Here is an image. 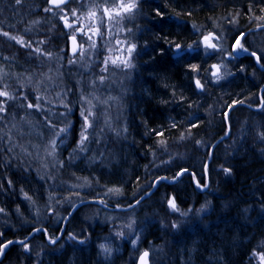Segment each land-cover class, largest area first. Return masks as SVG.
<instances>
[{"label":"snow or ice","instance_id":"6c2138e0","mask_svg":"<svg viewBox=\"0 0 264 264\" xmlns=\"http://www.w3.org/2000/svg\"><path fill=\"white\" fill-rule=\"evenodd\" d=\"M175 7H180V0H174ZM196 2V0H193ZM22 0H15L11 6L13 12L21 6ZM145 6L154 10V15L149 16L144 12ZM167 4H155L153 0H44L43 12L51 13L53 18L59 23L56 41H62L63 46L58 51L52 48L34 46L33 40L28 37L31 29L28 27L21 29L8 25V30L0 25V36L6 38L4 43L15 42L22 49H26V55L34 58L37 62L35 78L28 75L25 79L16 76V84L4 82L11 77V73H6L0 68V264L8 261V254L16 245L21 246L25 251L23 255L28 260H32L33 244L25 242V239L9 238L7 233H17L13 229L19 228L29 233L26 239L32 241L38 237H45L50 251L44 252L38 246L35 252V264H42L43 256H53L57 253V245L63 248L64 244L71 242L73 247L80 251L88 248H98V255L103 257L98 264H116L120 258L122 244H114L113 241L119 239L121 242L128 241L132 247L133 254L129 256L127 264H153L149 259L148 248H141V237L145 230L155 221L145 217L144 221L137 224L135 212L137 206L143 208L149 200L156 194L151 189H157L163 181H168L169 186H173L180 177L188 173L194 180L195 188L200 192L209 189L207 175L209 163L214 161L213 152L218 150L217 145L222 144L227 139H232V122L229 113L233 106L240 104L248 109H255L254 115L264 118V87L259 88V93L255 100L245 101L233 100L223 111V119L220 121L224 125L225 135L221 136L215 144L204 143L195 140L196 145L206 150L205 160L201 161V176L196 178V173L189 167H184L176 162L179 171L171 180L168 176L161 175L153 181L147 182L139 192L133 194L131 200L125 202L123 199L122 186L113 185L107 187L104 197L98 198L99 193H95L92 188L90 193L81 195L77 188L91 187L92 180L83 178V183L72 184L66 190L77 197L76 201L65 198L62 195L54 196V192L61 191L60 185L66 183L60 180L56 183L58 176L64 170L75 174L77 160L87 161L89 165H97L101 171L100 176L94 175L96 185L100 184L104 175H119V169L106 158L109 134H114L116 138H127L129 133V122L124 121L123 125L113 123L109 116L111 105L109 101H116L120 104V97L110 94L111 83L114 82L118 74L130 77L132 71L136 70L141 61L144 64L154 62L157 57L166 61H171L176 65L186 67L188 87L196 96L208 94L212 88H225L236 79L235 67L241 75L246 73V66L240 61V54L245 53L248 57L254 58L255 64L261 72H264V50L257 52L245 39L246 35H254L253 32L245 33L239 27L221 28L214 25L212 30H203L197 25H191L189 31L187 25L180 21L183 14L175 11L170 14L165 11ZM251 10V5L249 6ZM191 15V12H188ZM226 18L229 24H233L236 19ZM147 19L149 23L155 22L154 26L144 28L139 21ZM264 20V17H259ZM21 23L23 21H20ZM36 23V21H29ZM264 29V24L258 25ZM188 32L190 37H195L192 42L187 43L174 37L181 35V32ZM16 32L17 34H13ZM23 34H20V33ZM144 32H149L155 36V40L149 43L145 40L140 43L139 36ZM123 34V38H121ZM52 43L48 41H37L36 44ZM118 46V47H117ZM166 46V47H165ZM53 47H56L53 44ZM118 54L111 55L113 52ZM144 57H147L145 60ZM8 57H4L7 60ZM214 61V62H213ZM47 64V71H43ZM231 66V67H230ZM153 71H156L153 69ZM255 76V71L253 72ZM67 77V79H66ZM71 80L69 83L68 81ZM101 90H104L103 92ZM126 91V89H121ZM177 89L172 88V96L175 97ZM185 97L181 94L178 104L183 103ZM162 103L168 101L161 100ZM189 104V108H191ZM199 108V105L196 106ZM32 110L27 111V110ZM20 110L24 115H20ZM238 110V109H237ZM78 112L77 120L74 119ZM39 117V120L35 118ZM172 128H178L179 122L174 118H169ZM203 117L196 109L187 113V123L185 133H181L179 139L184 141L192 135L191 129L197 128ZM240 129L237 139L241 141L240 148L244 147L246 134L253 127L257 130L259 143L264 144V119L256 124L248 125ZM145 124V121H141ZM28 128L26 132L24 129ZM164 125H161L163 128ZM15 130V131H13ZM156 137H164L163 130L151 129ZM35 138V139H34ZM71 138V142H70ZM159 144L166 143L159 140ZM235 143V142H234ZM68 148L71 151L64 153ZM19 149V151H17ZM199 150V149H198ZM152 151V146H149ZM239 152V149H234ZM264 155V148H261ZM155 156L156 153L152 152ZM169 163H171V156ZM234 165L225 167L220 165L223 174L231 178L234 174ZM15 177V179H14ZM80 179V178H77ZM139 179V177H137ZM53 183L49 185L48 181ZM39 184L43 191L47 192L46 207L54 216L51 219L61 217V213L67 214L71 219L83 208L92 207L93 202L108 207L112 197L115 198V208L120 209L126 216L127 222L120 228H113L114 236L93 237V232L81 229L79 233L69 231L65 233L62 228H54L53 233H49V227H34L35 221L29 215H25L29 206L35 212L36 217L40 216V208L36 205L33 195L39 194V189L29 194L25 190L26 185ZM19 185V186H17ZM31 190V189H30ZM111 194V195H110ZM86 196L88 198H86ZM15 197H22L17 201ZM107 198V199H106ZM11 199L15 204V209L10 210L5 201ZM59 207L52 206V202ZM26 202V203H25ZM165 213L169 219L167 222L160 219L165 230L174 237L187 235L189 227L194 226L196 221L204 223V217L212 214L215 209L210 200H205L199 208L183 207L184 201L179 199L178 192L172 194L165 193L163 197ZM24 204L22 211L21 205ZM67 204L68 207H64ZM131 210L129 212L128 210ZM260 219L264 222V197L259 199ZM16 216L17 223L11 222L10 218ZM62 219V217H61ZM60 221L58 220L57 223ZM67 223V221H64ZM125 229L127 231H125ZM59 232V235H55ZM67 235V241H61V237ZM251 242L250 239L248 241ZM240 243H243L241 241ZM238 246V245H237ZM138 254V255H137ZM249 264H264V238H262L252 249L249 256Z\"/></svg>","mask_w":264,"mask_h":264},{"label":"trees","instance_id":"16d2710c","mask_svg":"<svg viewBox=\"0 0 264 264\" xmlns=\"http://www.w3.org/2000/svg\"><path fill=\"white\" fill-rule=\"evenodd\" d=\"M155 4L165 5L170 14L175 11H183L180 21L185 23L191 31V25L195 24L201 29L207 31L212 30L214 25L227 29L231 27H239L245 33L253 32L254 35H246L245 39L252 46L253 50L260 52L264 50V29L258 28V25L264 24V0H180V7H175L174 0H153ZM15 0H0V25L8 30V25H13L17 29L28 27L31 29L28 37L33 40L34 46L43 48H52L58 51L63 46L62 41H56L58 35L59 23L53 18L51 13H44V0H22L21 6L15 12L11 6ZM251 5V10L249 6ZM191 15H188V12ZM144 12L149 16L154 15V10L145 6ZM236 16L233 24H229L226 18ZM20 21H23L22 23ZM36 21V23H29ZM140 26L144 28L154 26L147 19L139 21ZM181 32L180 29H176ZM13 34H17L13 32ZM20 34H23L22 32ZM140 43L147 40L149 43L156 38L149 32H144L142 36L137 33ZM180 41L190 43L195 37H190L188 32H181V35L174 37ZM52 43H44L37 45V41H48ZM6 38L0 36V68L6 73H11V77L4 82L16 84V76L25 79L28 75L34 78L37 68V62L34 58L26 55L27 50L22 49L15 42L4 43ZM53 44L56 47H53ZM166 47V46H165ZM4 57H8L4 60ZM146 60L147 57H144ZM240 61L246 66V73L241 75L239 71L233 67L236 73V79L225 88H212L208 90L207 95L196 96L188 87V78L186 75V67L184 65H176L171 61L163 58L157 59L149 64L142 61L134 70L130 83L129 94L125 101L124 121L129 122V133L127 138H113V134H109L107 149L112 154H106V158L119 169V175L101 177L100 184L96 185L95 176H100L101 171L97 169V164L89 165L87 161L77 160L75 162V174L68 170H64L63 174L58 176L56 183L60 180L66 183L60 185L61 191L54 192V196H63L65 198L77 200L74 194H70L66 189L72 184L83 183V178L92 180L91 187L87 186L80 190L81 195L90 193L95 188V195L99 193V197H104L106 188L112 187L114 184L122 186L123 199L125 202L132 199L133 194L139 192L146 187L147 182L153 181L161 175L168 176L171 180L172 176L179 171L176 162L184 167H189L191 171L196 173V178L201 176V161L205 160L206 150L200 145L194 143L195 140H201L204 143L215 144L221 136L225 135L224 125L220 123L223 119L222 113L227 110L228 105L233 100L245 101V105L249 99L255 100L259 93V88L264 87V72H261L255 64L254 58L248 57L247 54H240ZM214 62V61H213ZM264 62V58H262ZM231 67V66H230ZM47 64L42 69L45 71ZM155 69L156 71H153ZM255 71V76L253 72ZM177 89L175 97L172 96V88ZM181 94L185 100L182 105L176 103L179 101ZM168 101L162 103L161 100ZM191 104V108H189ZM199 105L197 109L196 106ZM196 109L203 117L197 128L191 129L192 135L181 141L179 136L185 133V125L187 123V113ZM238 109V110H237ZM32 111V110H27ZM255 109H248L244 105H234L232 112L229 113L232 122V139L225 137L222 144L217 145L216 151L213 152L214 161H205L209 163V172L207 182L209 189L200 192L195 188L194 180L185 173L173 185L169 186L168 181H163L157 189H151L156 194L143 207L137 206L135 216L137 224L140 225L145 217L155 221L143 233L141 237V247H148L152 255L157 247L158 255L162 256L160 264H249V256L253 247L264 238V222L261 221V213L259 209V199L264 197V155L261 154V148L264 144L259 143L257 138V130L253 127L246 134L244 147L240 148L241 141L237 139L240 129L245 127L244 121L248 125H255L257 121L264 119L254 115ZM20 115H24V111L20 110ZM170 117H174L179 122L178 128L171 127ZM78 112L74 119L77 120L78 129ZM39 120V117L35 118ZM145 121V124H141ZM161 125H164L161 128ZM163 130L164 137H156L151 129ZM26 132L28 128L24 129ZM15 131V130H13ZM35 139V138H34ZM159 140H165L166 143L161 145ZM71 142V138H70ZM235 142V143H234ZM152 151H149V146ZM199 149V150H198ZM239 149V152L234 151ZM19 151V149H17ZM71 151L68 148L64 153ZM152 152L156 155L153 156ZM171 156V163H169ZM225 167L234 165V174L229 178L223 174L220 165ZM139 177V179H137ZM80 178V179H77ZM15 179V177H14ZM49 185L53 181H48ZM19 186V185H17ZM31 189V190H30ZM39 189L38 195H33ZM25 190L33 195L36 205L40 208V216L36 217L35 212L29 206L25 215L35 221L34 227H49V233H53L54 228H62L65 233L73 231L79 233L81 229L86 232H93V237L114 236L112 229L120 228L113 220H127L125 214L115 208V198L112 197L109 205L105 208L98 202H93L92 207L83 208L76 218L73 220L67 214L61 213V217L50 220V213L46 207L47 192L40 188L39 184L26 185ZM75 191H73L74 193ZM178 192L179 199L184 201L183 207H193L195 210L199 208L205 200H210L215 211L211 215L204 217V223L199 221L194 226L189 227L187 235L182 237H174L168 233L164 226L159 223L163 218L165 222L169 219L165 213V205L163 197L165 193L172 194ZM111 195V194H110ZM86 198H88L86 196ZM17 201L22 197H15ZM107 199V198H106ZM8 203L9 209H15V204L11 199L5 201ZM26 203V202H25ZM3 206V205H0ZM52 206L59 207L52 202ZM25 205H21L22 211ZM64 207H68L67 204ZM131 212V210H128ZM17 217L12 216L11 222L17 223ZM60 221L57 223V221ZM64 221H67L65 223ZM2 223V220H0ZM17 234L12 235L8 232L9 238L20 240L33 244L32 260H28L23 255L24 249L16 245L8 254V261L5 264H35V252L38 246L42 247L44 252L50 251L48 242L45 237H38L32 241L26 239L29 235L27 231L13 229ZM59 235V232H55ZM250 239V243L248 242ZM61 241H67V235L61 237ZM243 241V243H240ZM57 247V253L53 256H43L42 264H98L103 258L98 255V248H88L80 251L71 245V242L64 244L63 248ZM120 249V258L116 260V264H127L129 256L133 254L132 247L128 241H124ZM151 244V245H150ZM238 245V246H237ZM155 257V256H154ZM256 261H253L255 264Z\"/></svg>","mask_w":264,"mask_h":264},{"label":"rangeland","instance_id":"374dc122","mask_svg":"<svg viewBox=\"0 0 264 264\" xmlns=\"http://www.w3.org/2000/svg\"><path fill=\"white\" fill-rule=\"evenodd\" d=\"M121 38H123V34H121ZM116 54H118V53H116L114 51L111 55H116ZM45 71H47V69ZM133 72L134 71H132L131 76L130 77H127V78L124 77L122 74H118L115 77L114 82L111 83L110 94L113 95V96L120 97V104L118 105L116 101H109V104L111 105V107L109 109V116L113 120V123L119 124L121 126L124 123V118L123 117H124V110H125L124 109V107H125V101H126L127 96L129 94L130 83H131V79H132V76H133ZM66 79H67V77H66ZM68 82L70 83L71 80H69ZM121 89H126V91H121ZM101 91L103 92L104 90H101ZM114 137H115V135L113 134V138ZM106 154H112V153H111V151H109L107 149ZM108 158H110V155L107 157V159ZM84 188H87V186H85ZM84 188H77V189H74L73 191H80V190H82ZM113 221L116 222L117 227L120 226V225H124L127 222V220H124V219H122V220L117 219V220H113ZM125 231H127V230L125 229ZM123 242H121L119 239L113 241L114 244H121ZM144 248H148V247H141L140 250L142 251ZM156 248L157 247H155V248L153 247L152 248V250H154L153 253L156 252L155 255H152L151 250L148 249L150 251V257H149V259L151 261H153V264H160L161 263L162 256L161 255H158L160 252H157L158 249H156Z\"/></svg>","mask_w":264,"mask_h":264}]
</instances>
